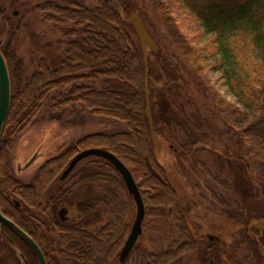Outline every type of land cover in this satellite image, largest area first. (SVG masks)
<instances>
[{
  "label": "trees",
  "instance_id": "1",
  "mask_svg": "<svg viewBox=\"0 0 264 264\" xmlns=\"http://www.w3.org/2000/svg\"><path fill=\"white\" fill-rule=\"evenodd\" d=\"M89 1L90 4L55 0L35 6L44 13L46 22L63 28L65 47L57 64L40 58L35 70L24 79L22 62L13 46L1 40L0 27V50L10 79V106L0 138V154L4 157L6 153L8 160L13 141L43 109L59 114L69 106L79 105L89 117L115 121L123 127L85 135L61 147L58 155L42 166L46 209L52 214L56 238L48 224L34 225L23 210L11 208L4 193L6 185L0 186L2 213L35 241L47 264H118V253L135 210L120 176L107 161L88 157L65 180L58 179L77 153L100 148L117 157L130 171L144 202L145 218L152 220L158 232L147 237L144 245L137 242L125 264L131 260L133 264H177L187 257L196 258L198 264H209L211 260L228 264L231 245L219 237L208 240L203 232L205 226L190 214L192 204L187 197L180 199L176 168L186 170L184 161L189 158L215 187L209 189L211 199L219 201L227 220L235 221L238 239L233 250H239L238 255L242 253L240 264H264V226L260 224L264 218L250 215L244 206L252 199L258 201L254 186L245 177L252 162L263 173L259 179L262 185L256 184V190L262 191L259 199L264 201V0H145L226 126L232 143L242 150L235 166L224 165L223 175L211 173L194 158L197 151L206 152L208 148L195 136L197 131L183 110L176 108L168 96L158 103L155 113L150 110V125L145 114V87L148 92L152 88L154 68L147 60L144 64L141 48L130 31L132 9L127 2ZM213 73L224 79L234 101L218 89ZM150 94L151 91L148 101ZM155 121L172 131L161 141L168 144L174 162L173 158L161 161L159 157L160 144L157 141L156 147L151 138V133L156 132ZM177 139L178 148L172 149ZM53 183L57 185L51 193ZM77 183L100 186V194L76 206L80 213L96 208L105 216V223L94 232L74 222L61 223L55 217V210L65 208L64 199ZM11 237L6 228L0 230V264H23L17 251L23 254L26 264H37L18 238L15 237L16 244H10Z\"/></svg>",
  "mask_w": 264,
  "mask_h": 264
},
{
  "label": "rangeland",
  "instance_id": "2",
  "mask_svg": "<svg viewBox=\"0 0 264 264\" xmlns=\"http://www.w3.org/2000/svg\"><path fill=\"white\" fill-rule=\"evenodd\" d=\"M46 1L55 0H5L0 7L1 40L9 42L15 49L17 56L22 62L23 79L35 70L40 58H44L48 64H57L65 47V39L62 35L63 28L46 22L43 19L44 13L35 10V6ZM72 1L90 4L89 0ZM125 1L132 9L130 15H137L141 19L148 34L157 46L155 51L146 47L147 61L154 68V77L151 80L152 88L150 87L151 94L149 96L151 112L155 113L158 103L168 96L176 108L183 110L186 119L197 131L195 136L203 146L208 148L206 152L197 151L194 158L211 173L218 172L223 175L222 173L225 171L224 165L232 164L235 166L238 158L242 156L240 146L232 143L226 126L217 117L208 97L203 89L198 86L197 80L186 62L178 54L175 46L156 22L146 1ZM14 13L17 14L14 15ZM129 23L130 31L140 47L136 33ZM191 23H187V25ZM211 77L227 99L234 101L224 83V79L218 73H213ZM159 124L158 121H155L156 132L154 135L161 148L159 157L161 161H172L173 158L174 162V154L167 147L168 144L161 141L163 135H169L172 131L165 125ZM122 127L121 123L115 121L89 117L79 105L69 106L59 114L49 113L43 109L26 131L13 141L8 152V160H6V153L4 157H1L2 155L0 154V170L11 167L19 180L27 182L33 176L35 168L47 155L57 154L56 151L60 145L71 144L91 133L116 131ZM178 143V139L173 142L172 149L178 148ZM40 150L42 152L47 150V155L46 153L43 156L40 155L38 162L31 169L21 170L16 174L17 166H24ZM185 159L186 170H182L180 167L176 168V173L178 174L176 180L180 181L181 187L183 186L178 189L181 201H184L185 197H187V201L190 205L192 204L193 208L190 214L197 218V221L203 224L202 226H205L203 228L204 236L219 237L223 242L231 245V256L228 264H240L243 261L242 253L238 255L236 252H239V250H233L237 246L238 239V228L234 226L235 221L227 220L226 215L221 210L219 201L214 198L211 199L209 189L215 187L206 178L201 167L194 168L191 164V159ZM1 164L3 165L1 166ZM249 169V171H245V177L254 186L255 197L258 201L252 199L249 202H244V206L250 210V215H260L264 218V201L259 199L262 191L256 190V184L262 185L259 179H262L263 173L261 168H258L257 164L253 162L252 167H249ZM56 185L57 183L51 185L49 189L51 193L55 190ZM189 192H192V194ZM98 194H100L98 183H77L73 185L63 204L68 210V223L81 224L89 232H94L100 228L105 223V216L101 211L95 208L90 213L83 214L78 212L76 207L79 203ZM216 194L220 195V190L217 187ZM60 207L55 210L56 218ZM47 211L48 213L44 220L51 229V235L56 238V231L51 224L52 218H50V215L52 214H50L49 209ZM133 214L135 215V210ZM134 215L130 218L131 225ZM38 216L40 217V214ZM261 223L264 226V219L260 221ZM155 228L152 220L146 217L143 222V234L137 244L144 245L147 237L155 236L158 233ZM128 264H133L132 260ZM177 264H198V262L196 258L187 257Z\"/></svg>",
  "mask_w": 264,
  "mask_h": 264
},
{
  "label": "water",
  "instance_id": "3",
  "mask_svg": "<svg viewBox=\"0 0 264 264\" xmlns=\"http://www.w3.org/2000/svg\"><path fill=\"white\" fill-rule=\"evenodd\" d=\"M16 14L17 13H14V15ZM128 21L130 22L136 33L141 48L143 62L146 65V60H147L146 47H148L152 51H155L157 49V46L154 40L148 34L143 22L137 15L134 14L131 15ZM148 94H149L148 89L145 87V96H146L145 114L151 125V114L149 108ZM9 106H10V79H9V73L5 58L0 50V138L8 115ZM151 138L154 145L158 147L153 132L151 133ZM88 157L101 158L107 161L113 167L115 172L120 176L125 186V189L134 204V209H135L134 220L129 230V233L124 241V244L118 253V264H125L130 254L132 253L133 248L138 242L140 236L142 235V224L145 218V207L141 193L138 189V185L135 183L133 176L130 173V171L127 169V167L113 154L100 148H90L77 153L70 160L67 167L63 170L62 174L60 175V180L61 181L64 180L79 162H81L82 160ZM31 161L29 162V164L31 163ZM29 164H27V167ZM66 214H67L66 209L61 208L58 212L59 219L61 221H64L66 219ZM2 227L6 228L10 233L16 236V238H18L23 244L27 246V248L31 251L32 255L34 256L37 264H47L42 251L35 243V241L31 237H29L24 231H22L14 222H12L9 218H7L2 213L0 208V229ZM208 240H213V237L208 236ZM17 255L22 260L23 264H26L23 254L17 251ZM209 264H215V262L211 260L209 261Z\"/></svg>",
  "mask_w": 264,
  "mask_h": 264
},
{
  "label": "flooded vegetation",
  "instance_id": "4",
  "mask_svg": "<svg viewBox=\"0 0 264 264\" xmlns=\"http://www.w3.org/2000/svg\"><path fill=\"white\" fill-rule=\"evenodd\" d=\"M63 146H65V144L59 146V148L56 151L57 153L56 155L48 156L47 150L46 152L45 151L42 152L40 150L37 153H35L34 156H32L28 160V162L24 164V166L21 167L18 165L16 168V174L20 172L21 170L31 169L33 165H35V163L38 162L37 160L40 157V155L43 156L46 153L47 156L35 168L33 176L27 182H22L21 180H19L17 178L18 176H15L11 167H8L7 169L2 168L0 170V186H3V185L8 186L6 189H4V193L7 195V200H8L9 205L14 211H16V209L23 210L24 215L27 216L29 221L33 223L34 225H40V226L43 225L47 227V222L44 220L47 215V209H46L47 208V191H46L47 188H46V184H42L44 180L42 181L40 172H41L42 166L46 163V161L56 157L58 155L59 149ZM30 161L31 163L29 164ZM27 164H29L28 167H27ZM70 173L68 174V176L70 175ZM38 174H39V177H37ZM37 178H39L38 183H37ZM58 179L60 180V176ZM42 185H44L43 189L41 188ZM23 187L25 188L23 189V196H21ZM61 208L63 207H60L58 209V212ZM66 211L68 214L67 209ZM58 212H57V220L61 223L67 222L68 221L67 214H66V219L64 221H61L58 217ZM38 214H40V217L38 216ZM11 221L14 222L13 220ZM13 237H11L10 244H16V241H17L15 239L16 236L13 235ZM22 250H24V248Z\"/></svg>",
  "mask_w": 264,
  "mask_h": 264
}]
</instances>
